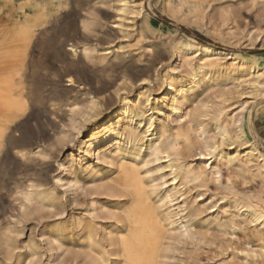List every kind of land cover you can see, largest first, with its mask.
<instances>
[{
    "label": "rangeland",
    "instance_id": "1",
    "mask_svg": "<svg viewBox=\"0 0 264 264\" xmlns=\"http://www.w3.org/2000/svg\"><path fill=\"white\" fill-rule=\"evenodd\" d=\"M121 1L61 0L60 15L36 36L27 70L31 109L14 132L18 136L13 148L0 156V243L7 237L10 245L9 249L0 246V264L17 257L21 264H92L88 235L101 240L103 229L114 223L112 214L119 215L122 202L130 198L128 208L138 198L154 208L160 225L157 264H264L263 258L245 259V251L257 255L264 251V227L247 213L264 207V169L257 170L254 161L249 170L234 162L220 166L215 177L207 172L196 177L198 171H205L200 156L208 153L205 146L229 155L253 147L264 158V87L254 92L245 83L247 77L241 78L246 74L224 70L230 61L223 60L217 71L197 76L199 84L194 88L184 62L197 64V57L193 52L177 59L173 55L175 47L205 42L236 55L244 67L257 68L264 83V1L199 0L197 12L192 4L177 12L166 10L168 0H126L131 7L125 14L120 11ZM170 1L177 4L178 0ZM164 74L179 78L178 88L186 92L181 118L168 119L160 103V112L143 111L152 117L153 133L161 134L158 142L179 170L177 184L171 183L167 160L151 156L141 144L136 150L140 191L131 196L96 190L92 168L74 166L62 173L67 155L77 156V140L96 119L116 108L126 93L134 98L142 91L156 102L163 92L159 82ZM68 76L75 82L71 86H67ZM92 98L97 106L84 122ZM73 102L79 111H70ZM143 123L133 125L134 133L145 143L154 141L156 137L147 136ZM177 130L187 133L188 143L177 142ZM222 131L227 133L223 141ZM210 153L208 164H213L215 153ZM75 173L77 185L70 189L66 184ZM101 173L100 179L110 177L107 164ZM27 180L42 195L21 212L18 193ZM94 197H98V213H103L91 212ZM54 240L59 241V249ZM103 248L109 251V242Z\"/></svg>",
    "mask_w": 264,
    "mask_h": 264
},
{
    "label": "bare ground",
    "instance_id": "2",
    "mask_svg": "<svg viewBox=\"0 0 264 264\" xmlns=\"http://www.w3.org/2000/svg\"><path fill=\"white\" fill-rule=\"evenodd\" d=\"M17 1H19L20 4L16 5ZM121 2L122 8H120V11L121 13L125 14L129 11L131 6H128L126 0H122ZM191 4L195 12H197L198 8L201 6L199 0H178L177 4H174V2L168 0L165 3L167 8L166 10H175L177 12H181L185 5ZM62 9L63 5L61 0H0V156L4 153L6 154L9 149L13 148V145L17 140V138H15L16 134L14 135V132L19 130L18 128L20 126V120L26 115H29L27 113L29 109H31V96L29 94V91L31 90H29L30 88L28 86L27 70L29 67L30 58L32 56L33 43L39 31L46 24H49V22L58 17ZM121 26L122 24L120 27ZM40 49H42V46ZM71 49L74 53H76V48L74 46H71ZM80 52L84 53L85 49H80ZM192 52L195 54V57H197L198 63L193 64L188 60H186L184 63L192 81L191 85L194 88L199 84V82H196L197 76L200 74H207L211 71H217L220 67L219 62L223 60L228 62L230 61L229 65L224 67V70H231L232 72H238L239 74H246L242 75L241 78L247 77L245 83L249 85L250 89H252L254 92H259L264 87V83H262L260 80L261 76L257 75V68L244 67V65L239 62V58H237V56L234 54H229L213 47L198 44L196 46L190 45L186 48L181 46L175 47L173 55L177 59L180 58L184 53ZM67 82H69V85L67 86H71L75 83L73 78L70 76L67 77ZM179 82L180 79L177 77H172L171 75L167 74L162 75L159 84L162 87L163 92L160 98L157 100L155 99L156 102L153 103L151 101L150 95L142 91H138V93L134 95V98H131L127 93L122 97H119L117 107L112 109L111 112L107 113L103 117L96 119L95 124L92 125L88 132L77 140L75 150L77 156H75L73 153H69L67 155L65 163L61 165L60 170H62V173L65 174L74 166H78L82 170L92 168L94 172L92 184L98 188L96 190H100L102 192L114 190L117 192L128 193L129 196H131V194L135 193L137 189L138 192L140 191V180L136 168V165L139 161V153L136 150L138 149L137 146L141 144V146H146L148 148L151 156L154 155L158 157V155H162L167 160L169 163L168 168L170 170L171 183L172 185L177 184L179 170L171 165L170 153L164 150L158 142L161 134L159 135L158 133H153V119L151 116L145 113L143 109L149 108V110L160 112L161 109L158 106L160 103L162 107L166 108V115L168 119L171 116H177V118H181L179 114L182 107L186 103V92L178 88ZM90 104L91 107L89 108V113H85L84 115V122H86L88 118L92 116V113L97 106V102L94 100V98L90 100ZM69 108L71 112H75L78 110V104L73 102L69 105ZM92 119L94 118L92 117ZM143 119H145L144 123L142 121ZM142 123L147 136L156 137L154 141L145 143L142 137H138L134 133L133 125H141ZM80 128L78 130H81ZM163 129L164 128L162 125L160 131L162 132ZM175 133L178 143H188L187 133H184L181 130H177ZM220 137L222 141L225 140L227 138V133L222 131L220 133ZM25 143H27L26 140ZM205 150L208 151L207 154H200L201 160H203V167L205 171H198L196 173L197 178L203 177L206 172L210 174V177L220 175V166L224 165L230 167L234 162L243 164L245 168L249 170V166H252L254 161L257 166V170L264 169V158L257 151V149H254L253 147L246 153H240L236 151L235 154L231 155L225 154L223 152L224 150L217 152V147L215 146H212L211 148H207L205 146ZM28 151L31 152V150ZM36 151L38 152V149ZM210 152L215 153L213 156L215 157L213 164H208V161L212 159L209 158L211 156ZM26 155L27 153L23 154L22 156L24 157ZM92 160L95 163L90 165V161ZM106 164L109 167V172L111 175L106 180H103L100 179V176H102L101 171L103 166ZM74 176L75 178L71 181H68L66 184L68 187H70V189L71 187L75 188L77 185L78 174L75 173ZM59 181L60 178L57 180V182ZM75 190H79V188L76 187ZM18 195L20 198L19 206L17 205L19 208L18 210L24 212L33 203H35L42 194L39 191L37 185L28 181L24 189L20 191ZM97 198L98 197H94L90 204L88 202L91 212L95 215L103 213V210L98 213L99 209L97 208L99 207V203ZM130 201L131 198L128 199L125 204L122 202L123 207L120 209L119 215L112 214V217L115 218L114 223L107 229H103L101 240L96 239L97 241H95L91 235H88V259L92 264H157L160 225H158L154 208L150 205V203L144 199L139 200V198L137 204L133 205L131 208H128L127 204L130 203ZM174 206H177V204ZM247 213L250 218H253L255 223L264 227L263 206L251 209V211H248ZM184 227L185 231L187 232L186 225H184ZM121 229L122 231L125 230V233H123ZM54 242L59 249V241L54 240ZM105 242H109L110 250L107 252L104 249L105 247L103 248ZM0 246H3L7 249L10 248L7 237L3 240V242L0 243ZM106 255L107 258L110 259H106ZM257 257L264 259V251H262L259 255H257L253 250L245 251V259H250L253 261L256 260ZM8 264H21L20 258L17 257ZM25 264L31 263L26 262Z\"/></svg>",
    "mask_w": 264,
    "mask_h": 264
},
{
    "label": "trees",
    "instance_id": "3",
    "mask_svg": "<svg viewBox=\"0 0 264 264\" xmlns=\"http://www.w3.org/2000/svg\"><path fill=\"white\" fill-rule=\"evenodd\" d=\"M200 40V39H199ZM203 42V41H202ZM205 45H208L207 43L204 42Z\"/></svg>",
    "mask_w": 264,
    "mask_h": 264
}]
</instances>
